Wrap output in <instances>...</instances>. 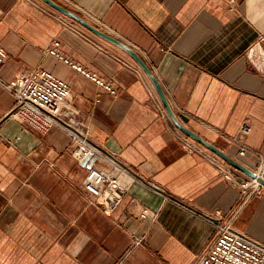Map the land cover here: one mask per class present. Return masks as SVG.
Masks as SVG:
<instances>
[{"label":"crops","instance_id":"0c3cea01","mask_svg":"<svg viewBox=\"0 0 264 264\" xmlns=\"http://www.w3.org/2000/svg\"><path fill=\"white\" fill-rule=\"evenodd\" d=\"M54 1L130 47L167 104L121 47L42 0H0V77L42 67L67 80L74 118L137 177L115 211L91 202L72 135L20 123L14 96L0 85V264H193L216 239L217 219L207 216L217 211L264 244V192L242 199L216 165L187 149L197 143L242 177L263 163L264 0ZM55 40L116 93L48 54ZM243 123L250 131L240 144ZM143 207L155 215L141 220Z\"/></svg>","mask_w":264,"mask_h":264},{"label":"built area","instance_id":"2783aa9c","mask_svg":"<svg viewBox=\"0 0 264 264\" xmlns=\"http://www.w3.org/2000/svg\"><path fill=\"white\" fill-rule=\"evenodd\" d=\"M261 40L264 41V36ZM249 51L252 55L253 48ZM46 52L82 72L111 94L116 93L113 82L99 77L67 56L61 49L60 40L53 41ZM6 57L7 51L0 46V67L4 64ZM0 85L14 96L15 105L11 115L20 123L40 133L59 126L72 135L74 154L80 157L86 168L82 188L88 193L91 202L105 211H115L127 194L128 183L137 177L131 169L116 158L106 155L98 145L93 143L85 124L74 118V112L68 106L71 98L70 83L45 68L35 67L8 81L0 77ZM249 131V124L243 123L234 141L242 144ZM187 149L191 152H200L216 165L231 185L240 190L242 199L263 194L264 161L253 170L250 177H242L237 175L232 166L225 163L217 154L201 148L197 143L190 142ZM246 151V148L241 146L239 153L244 155ZM94 157L102 164L92 163ZM154 215L148 207H143L139 212L141 220ZM207 217L217 219V236L208 250L193 264H264V244L237 231L230 219L220 211Z\"/></svg>","mask_w":264,"mask_h":264},{"label":"water","instance_id":"95a60500","mask_svg":"<svg viewBox=\"0 0 264 264\" xmlns=\"http://www.w3.org/2000/svg\"><path fill=\"white\" fill-rule=\"evenodd\" d=\"M42 1H44L46 4L50 5L51 7L57 9L58 11L63 13L64 15L70 17L71 19H73L75 21H78L79 23H81L82 25L87 27L92 32H94L97 35L103 37L104 39L112 42L113 44L121 47L122 49L127 51L129 54L134 56L140 62V64L144 67V69L147 71V73L151 77L152 81L154 82L157 90L159 91V93L161 94V96L163 97L164 101L167 104L165 93H164V91L162 89V86L160 85L158 79L152 74V72L148 69V67H146V65L139 59V57L132 51V49L130 47H128L127 45H125V44H123L121 42H119L115 38L105 34L104 32L98 30L93 25H91L88 21H86L84 18L79 16L77 13H75V12H73V11L63 7V6H61L60 4L56 3L54 0H42ZM174 118H175L176 123L180 126V128L183 129V131H185L188 135H190L191 137L195 138L199 142H201V143L207 145L208 147H210L211 149H213L216 153H218L220 156H222L225 160H227L228 162H230L234 166H236L238 168L242 167L237 161H235L231 157H228V155H226L224 152H222L221 150L217 149L215 146H213L210 143L206 142L204 139H202L201 137H199L198 135H196L195 133H193L192 131H190L186 127H184V125L181 122H179L177 117L174 116ZM182 119H184V121H188V117H186V116H182ZM263 184H264V181H263Z\"/></svg>","mask_w":264,"mask_h":264}]
</instances>
